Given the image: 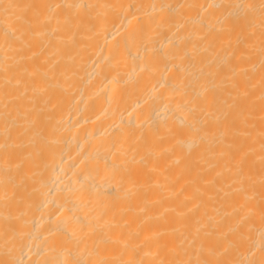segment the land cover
I'll list each match as a JSON object with an SVG mask.
<instances>
[{"label": "bare ground", "instance_id": "6f19581e", "mask_svg": "<svg viewBox=\"0 0 264 264\" xmlns=\"http://www.w3.org/2000/svg\"><path fill=\"white\" fill-rule=\"evenodd\" d=\"M0 264H264V0H0Z\"/></svg>", "mask_w": 264, "mask_h": 264}, {"label": "snow or ice", "instance_id": "6c2138e0", "mask_svg": "<svg viewBox=\"0 0 264 264\" xmlns=\"http://www.w3.org/2000/svg\"><path fill=\"white\" fill-rule=\"evenodd\" d=\"M56 7H59V5H57Z\"/></svg>", "mask_w": 264, "mask_h": 264}]
</instances>
